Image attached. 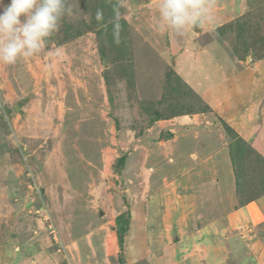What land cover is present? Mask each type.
<instances>
[{"label": "rangeland", "instance_id": "obj_1", "mask_svg": "<svg viewBox=\"0 0 264 264\" xmlns=\"http://www.w3.org/2000/svg\"><path fill=\"white\" fill-rule=\"evenodd\" d=\"M68 3L40 53L0 63V264H170L172 239L202 263L193 199L215 188L226 212V154L236 204L258 192L236 188V168L263 173L264 0H211L212 20L183 35L161 24L160 0ZM211 216L199 231L224 244L209 260L261 264L260 227Z\"/></svg>", "mask_w": 264, "mask_h": 264}, {"label": "clouds", "instance_id": "obj_2", "mask_svg": "<svg viewBox=\"0 0 264 264\" xmlns=\"http://www.w3.org/2000/svg\"><path fill=\"white\" fill-rule=\"evenodd\" d=\"M72 14L68 0H0V63L40 53L62 18ZM159 17L163 26L183 35L190 26L212 20L211 0H160Z\"/></svg>", "mask_w": 264, "mask_h": 264}, {"label": "crops", "instance_id": "obj_3", "mask_svg": "<svg viewBox=\"0 0 264 264\" xmlns=\"http://www.w3.org/2000/svg\"><path fill=\"white\" fill-rule=\"evenodd\" d=\"M210 74L212 76H215L212 73H210ZM215 78H216V76H215ZM183 80L185 81V79H183ZM186 84L188 86H190L192 89L194 88L188 81L186 82ZM209 88H211V87H209ZM204 89L205 88H203V90ZM234 118H236L235 115L231 116L232 120ZM251 118H253V117H251ZM228 125L231 126L232 125L231 122H229ZM232 127L234 128L235 126H232ZM236 133L239 136L241 135L240 136L241 138H244V137H242L243 134H241V132L236 131ZM223 159H224L223 162L225 163V165H227V166L229 165V167L227 168V175L225 172V175L223 177V179L225 178L224 182L225 183L227 182L226 184L228 186L229 192L224 187H223V191H221L222 189L220 188L219 192H220V194L221 193L226 194L228 192L230 197H229V200L227 199V202H229L227 205H229V206L222 205L224 207H228L226 212L224 210H222L221 211L222 213H220V211H218L216 209L215 204H214V201H215L214 198L216 197L215 188H214V192L209 191V192L199 193L198 197L196 199H193L195 201V202L193 201L194 207L192 208L193 209V215H194V217H192V218H194V220H193V223H189V224L187 223L186 229L188 231V236H190L192 238V239L189 238V240L192 242V248L193 247L195 249L201 248L202 250H204V252L208 248L207 249L208 254L204 255V258H203L204 263L203 262L200 263L199 260L201 258L199 256V254L198 255H197V253L195 254L196 250L191 251L190 254H188V255L189 256L191 255L190 257L192 258V260H195V261L193 263H190V264H219L218 260L217 261H215L213 259L209 260V256L211 258H213L214 255H216V253H217L215 246L214 245L210 246V245L215 243V244H219V246H221V244H224V243L221 240L217 243V240H215L216 236L219 235L217 230L216 231L211 230L213 232L209 233L210 231H208V234L202 235L201 231H199V230H200L201 226L205 225L208 222L207 220L204 221V219L202 218L203 216H206V215L211 216L213 214V217L212 216L210 217V218H213V220L210 219V221H212V223L210 224L212 228L218 226V224H217L218 220H219V223H222V225L219 226L220 228H222L224 226V227L228 228L229 230L232 227V224H235L236 221L239 223V221H240V222H242V224H237L238 228L245 226L251 232H252V229H254V230H256V232H258L257 227H260L261 230L264 232V226L261 227L259 225V223L261 224V222H264V195L259 196V197L255 198V200H253L249 203L243 204V205L236 204L235 196L231 194L232 185H234V184H232V182H233L232 173L231 172L228 173V170L230 169V163H229V158L227 157V154L225 155V157H223ZM206 165L207 164H204V166L202 167V164H201L199 166H201V169H206L205 168ZM200 173H202V171ZM216 180H217V178L214 179L213 184L215 182H217ZM218 180H219V178H218ZM197 187H198L197 190L200 191L201 187H199L198 185H197ZM203 190H207V188L203 189ZM205 193H206V195H205ZM219 214L221 215L222 220L218 219V218H220ZM247 215L249 216V219L247 218ZM229 216L232 217V221L229 218ZM129 227H130V223H129ZM145 229H147V227H145ZM215 229H217V228H215ZM147 231H148V229H147ZM149 232H151V231L149 230ZM260 233H262V232H260ZM255 238L258 239L256 242L264 241L263 235L259 236V237H255ZM172 240L174 242V245L172 246V248H173V251L175 253L173 256L169 257L171 261L168 263H170V264H188L187 263L188 258H184L183 257L184 254L183 255H177V256L175 255L176 251L174 250V248L176 247V245L179 242L175 243V240L174 239H172ZM255 244L256 243H253L252 245L255 246ZM113 248H114V246L111 247V249H113ZM258 248H260V250H263L264 249V243L261 246H258ZM210 250H211V252L209 253ZM220 252H222V250ZM167 254L168 253H166V255ZM159 260H162V258L160 259V257H159ZM256 260H257V258H256ZM260 261H261L260 262L261 264H264V259H260ZM151 264H153V261H151ZM164 264H165V262H164Z\"/></svg>", "mask_w": 264, "mask_h": 264}, {"label": "trees", "instance_id": "obj_4", "mask_svg": "<svg viewBox=\"0 0 264 264\" xmlns=\"http://www.w3.org/2000/svg\"><path fill=\"white\" fill-rule=\"evenodd\" d=\"M98 20H100L101 21V17H100V15L98 16V18H97ZM120 44L122 45V42L120 41ZM100 52L102 53V55H104V51H103V49L101 48L100 49ZM105 56V55H104ZM176 75V74H175ZM177 76V75H176ZM178 79H180L179 77H177ZM181 80V79H180ZM190 89V88H189ZM191 90V89H190ZM200 111V110H199ZM202 112V111H201ZM154 113H156V115L158 116V117H160L159 116V113L157 112V111H155ZM226 126V125H225ZM227 128L229 127V126H226ZM231 129V134H232V139H235V141L233 142V143H235V147L238 145L236 142H238V141H236L237 139H239V140H242L241 138H239V136H238V134L234 131V130H232V128H230ZM228 130V129H227ZM240 142V141H239ZM240 144H242V143H240ZM245 152H247L246 150H245ZM245 152H242L241 154H242V156L243 157H245V155H246V153ZM229 153H231V156H233V149H230V152ZM258 156H256L255 155V160H256V158H257ZM242 162H244V159H242L241 160ZM257 162H260L262 165H263V169H262V176H260V175H258L256 172H253L252 171V173H253V176H255V177H257L254 181H249L248 179H247V177L246 176H248L249 174H248V171H246L245 173H244V171L242 170V169H239V171H237V168H236V166L234 167V168H236V170L234 171L235 172V174H234V178H235V186H236V188L237 189H239V188H241L242 190L245 188V189H247V187L248 186H251L252 188H255V189H257L258 190V192L253 196V197H251V198H249L247 201H245V202H242L241 204H239V205H243V204H246V203H249V202H251V201H253V200H255V198H257V197H259V196H262V195H264V156L263 155H259V157H258V161ZM235 164V163H234ZM237 165V164H236ZM241 166H242V164H241ZM242 170V171H241ZM239 197V196H238ZM118 222L120 223H122L123 222V224H121L117 229H119L121 232H123V234L126 232V230H127V228L129 227V223L127 224V226L125 225V222H124V220L122 219V218H120V219H118ZM122 234V235H123ZM122 240H123V238H121L120 239V242H122Z\"/></svg>", "mask_w": 264, "mask_h": 264}, {"label": "water", "instance_id": "obj_5", "mask_svg": "<svg viewBox=\"0 0 264 264\" xmlns=\"http://www.w3.org/2000/svg\"><path fill=\"white\" fill-rule=\"evenodd\" d=\"M197 26V25H196ZM194 29H195V27H194Z\"/></svg>", "mask_w": 264, "mask_h": 264}]
</instances>
